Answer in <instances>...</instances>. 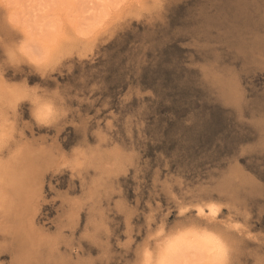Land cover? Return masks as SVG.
Returning a JSON list of instances; mask_svg holds the SVG:
<instances>
[{
    "label": "rangeland",
    "instance_id": "374dc122",
    "mask_svg": "<svg viewBox=\"0 0 264 264\" xmlns=\"http://www.w3.org/2000/svg\"><path fill=\"white\" fill-rule=\"evenodd\" d=\"M46 2L75 36L63 64L25 81L0 54V264H138L190 227L227 264H264V0H163L139 22L130 0ZM29 83L68 115L9 113Z\"/></svg>",
    "mask_w": 264,
    "mask_h": 264
},
{
    "label": "clouds",
    "instance_id": "9594fccd",
    "mask_svg": "<svg viewBox=\"0 0 264 264\" xmlns=\"http://www.w3.org/2000/svg\"><path fill=\"white\" fill-rule=\"evenodd\" d=\"M130 3L132 8L142 10L132 15L138 22L145 19L144 13L158 5L163 6V0H130ZM4 26L14 39L10 46L4 47V37L0 35V54L13 74L27 71L25 81L29 76H37L39 80L49 79L68 58L69 41L75 39L50 14L46 0H0V28ZM6 75L0 72V79L6 78ZM28 87L31 90L28 95L10 100L9 113L18 111L20 104L27 103L30 119L40 128L52 127L68 115L67 98L60 88L45 89L39 83H29ZM14 125L10 117L5 121L0 114V135L13 136L16 132ZM214 243L209 239L210 246ZM213 251L218 253L213 264H227L226 254L215 248ZM138 264H162V261L156 258L152 247L146 246Z\"/></svg>",
    "mask_w": 264,
    "mask_h": 264
},
{
    "label": "bare ground",
    "instance_id": "6f19581e",
    "mask_svg": "<svg viewBox=\"0 0 264 264\" xmlns=\"http://www.w3.org/2000/svg\"><path fill=\"white\" fill-rule=\"evenodd\" d=\"M26 171L24 169V172ZM197 211L201 220L212 221L216 218L219 207L213 203H207L205 206H198ZM236 225L235 223L234 227ZM209 239L215 242L211 246ZM214 248L224 253L221 241L217 236L206 229L197 230L190 227L176 231L172 236L164 238L158 245L156 258L162 261V264H212L218 258V253L213 251Z\"/></svg>",
    "mask_w": 264,
    "mask_h": 264
}]
</instances>
